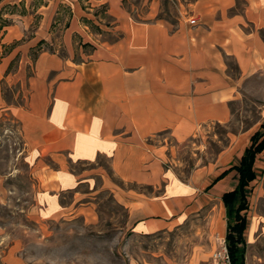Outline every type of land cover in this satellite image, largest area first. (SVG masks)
Masks as SVG:
<instances>
[{
    "label": "crops",
    "instance_id": "0c3cea01",
    "mask_svg": "<svg viewBox=\"0 0 264 264\" xmlns=\"http://www.w3.org/2000/svg\"><path fill=\"white\" fill-rule=\"evenodd\" d=\"M102 1L114 10L118 36L79 60L44 47L30 60L36 40L23 39L17 24L2 33V44L17 42L14 54H22L11 76L24 78L26 97L6 101L0 83V119L18 122L35 179L37 218L63 217L72 208L63 201L67 195L77 201L83 184L115 178L132 234L171 232L205 211V232L224 237L222 195L238 184L230 167L264 123V84L256 83L264 81V0H194L191 15L172 22L138 19L124 13L119 0ZM242 89L262 100L259 121L229 132L211 160L180 177L179 149L203 147L194 139L201 140L208 124H229ZM253 169L247 200L264 192V148ZM248 209L249 201L251 238L257 215L247 218ZM3 238L0 230V263L32 264Z\"/></svg>",
    "mask_w": 264,
    "mask_h": 264
},
{
    "label": "rangeland",
    "instance_id": "374dc122",
    "mask_svg": "<svg viewBox=\"0 0 264 264\" xmlns=\"http://www.w3.org/2000/svg\"><path fill=\"white\" fill-rule=\"evenodd\" d=\"M192 1L119 0L127 15L138 19L155 16L170 22L191 15ZM113 11L102 0H0V75L4 76L0 83L4 99L23 102L26 97L24 78L11 76L18 70L22 54H14L17 42L2 44L6 28L17 24L23 39L36 40L29 51L30 60L43 47L79 60L98 44L118 36ZM30 72L31 65L27 63L25 73ZM256 83L261 85L264 81ZM261 106L262 100L256 94L242 89L241 96L232 104L229 124L210 123L201 140L194 139L203 147L179 149L176 173L186 178L195 165L211 160L227 143L229 132L246 129L259 121ZM22 143L18 122L9 115L2 116L0 230L5 242H15L20 255L30 263L215 264L214 254L220 251L223 237L215 238L205 232V211L190 216L171 232L132 234L127 209L115 193L121 185L115 178L107 182L98 178L89 186L83 184L79 200L73 202L69 195L64 198V203L72 204V208L63 217L39 220L35 179L25 161ZM102 164L107 167L105 161ZM248 201L247 218L257 215V224L251 238L245 230V264H264V192L257 200H253L251 193Z\"/></svg>",
    "mask_w": 264,
    "mask_h": 264
},
{
    "label": "trees",
    "instance_id": "16d2710c",
    "mask_svg": "<svg viewBox=\"0 0 264 264\" xmlns=\"http://www.w3.org/2000/svg\"><path fill=\"white\" fill-rule=\"evenodd\" d=\"M260 128L250 137V144L244 149L238 162L230 167L238 173L237 186L222 195L227 217L224 240L231 264H245L244 230L247 224L245 215L248 207L247 187L255 178L253 169L255 156L264 148V123Z\"/></svg>",
    "mask_w": 264,
    "mask_h": 264
},
{
    "label": "built area",
    "instance_id": "2783aa9c",
    "mask_svg": "<svg viewBox=\"0 0 264 264\" xmlns=\"http://www.w3.org/2000/svg\"><path fill=\"white\" fill-rule=\"evenodd\" d=\"M189 22L191 24L195 23V18H190ZM214 258L215 264H231L224 237L220 239V251L214 254Z\"/></svg>",
    "mask_w": 264,
    "mask_h": 264
}]
</instances>
